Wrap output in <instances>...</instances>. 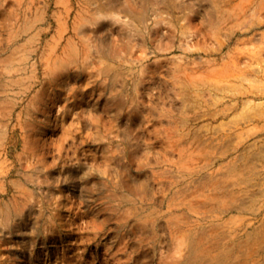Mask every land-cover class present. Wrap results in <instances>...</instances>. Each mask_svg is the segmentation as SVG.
Here are the masks:
<instances>
[{
	"label": "rangeland",
	"instance_id": "1",
	"mask_svg": "<svg viewBox=\"0 0 264 264\" xmlns=\"http://www.w3.org/2000/svg\"><path fill=\"white\" fill-rule=\"evenodd\" d=\"M108 2L0 0V264H264V0Z\"/></svg>",
	"mask_w": 264,
	"mask_h": 264
},
{
	"label": "bare ground",
	"instance_id": "2",
	"mask_svg": "<svg viewBox=\"0 0 264 264\" xmlns=\"http://www.w3.org/2000/svg\"><path fill=\"white\" fill-rule=\"evenodd\" d=\"M170 1V3L172 2V0H169ZM118 2H117V0H109V2H108V4L109 5H111V6H114V5H116ZM127 3H124V6H126L127 7ZM70 171H68L67 173H69ZM83 172H84V174H86L87 175V173L89 172V169H87V168H85L84 170H83ZM127 179H128V182H130V183H132V181H131V179L129 178V177H127ZM133 185V184H132Z\"/></svg>",
	"mask_w": 264,
	"mask_h": 264
}]
</instances>
